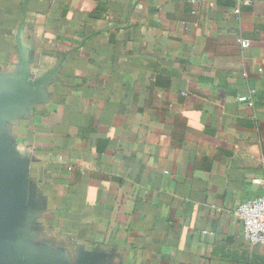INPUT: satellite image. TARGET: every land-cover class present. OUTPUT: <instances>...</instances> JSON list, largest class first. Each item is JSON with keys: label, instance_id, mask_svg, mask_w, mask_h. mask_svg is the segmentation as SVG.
Wrapping results in <instances>:
<instances>
[{"label": "crops", "instance_id": "obj_1", "mask_svg": "<svg viewBox=\"0 0 264 264\" xmlns=\"http://www.w3.org/2000/svg\"><path fill=\"white\" fill-rule=\"evenodd\" d=\"M0 84L24 257L264 264V0H0Z\"/></svg>", "mask_w": 264, "mask_h": 264}, {"label": "water", "instance_id": "obj_2", "mask_svg": "<svg viewBox=\"0 0 264 264\" xmlns=\"http://www.w3.org/2000/svg\"><path fill=\"white\" fill-rule=\"evenodd\" d=\"M0 84V126L18 107L22 96L5 95ZM31 205L23 165L0 133V264H60L42 257H24L22 246Z\"/></svg>", "mask_w": 264, "mask_h": 264}, {"label": "built area", "instance_id": "obj_3", "mask_svg": "<svg viewBox=\"0 0 264 264\" xmlns=\"http://www.w3.org/2000/svg\"><path fill=\"white\" fill-rule=\"evenodd\" d=\"M185 1L193 3L201 0ZM239 45L241 48H248L251 42L240 39ZM248 104L252 106V102L248 101ZM236 216L242 225L244 240L264 253V196L242 202L237 208Z\"/></svg>", "mask_w": 264, "mask_h": 264}]
</instances>
